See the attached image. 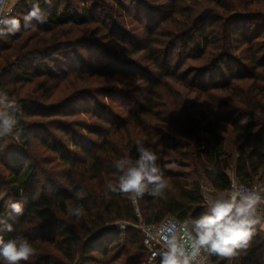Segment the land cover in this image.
Here are the masks:
<instances>
[{
  "label": "trees",
  "instance_id": "obj_1",
  "mask_svg": "<svg viewBox=\"0 0 264 264\" xmlns=\"http://www.w3.org/2000/svg\"><path fill=\"white\" fill-rule=\"evenodd\" d=\"M33 5L46 22L26 24ZM127 17L139 32L125 30ZM0 69L19 138L0 147V219L13 226L0 237L28 239L21 264H144L136 208L146 223L186 225L207 205L201 182L170 164L193 165L219 191L233 168L249 186L264 181V0H20L0 33ZM168 80L196 93L190 107ZM137 141L158 157L160 195L111 190L116 162L139 158ZM117 222L131 225L124 238ZM211 259L264 264V236Z\"/></svg>",
  "mask_w": 264,
  "mask_h": 264
},
{
  "label": "clouds",
  "instance_id": "obj_2",
  "mask_svg": "<svg viewBox=\"0 0 264 264\" xmlns=\"http://www.w3.org/2000/svg\"><path fill=\"white\" fill-rule=\"evenodd\" d=\"M46 3L51 7L52 0H46ZM33 20L46 22L38 5H33L25 16L26 24ZM0 106V137H3L13 133L18 121L14 105L4 93H0ZM137 151L139 158L135 162L127 158L116 162L115 167L122 174L118 188L111 190L135 194L136 197H142L145 193L160 195L167 184L157 164V155L140 141H137ZM84 195L83 192L77 193L80 198ZM10 208L16 214H23L24 208L20 202H12ZM70 211L77 218L83 215L81 207ZM185 223L191 226V231H186L191 251H187L173 237L168 241V250L162 253L161 264H192L201 250L223 258L235 257L238 250L248 247L258 228L264 231V194L243 187L234 189L227 195L209 199L204 212ZM0 231L11 232L13 226L0 219ZM33 252L30 242L23 236L7 241L0 237V260L3 264H21L28 261Z\"/></svg>",
  "mask_w": 264,
  "mask_h": 264
},
{
  "label": "built area",
  "instance_id": "obj_3",
  "mask_svg": "<svg viewBox=\"0 0 264 264\" xmlns=\"http://www.w3.org/2000/svg\"><path fill=\"white\" fill-rule=\"evenodd\" d=\"M11 0H0V33L3 30L8 17L13 13L14 5H10ZM13 4V3H12ZM243 187L249 191H258L264 194L263 190L256 186H249L242 183L237 179L236 176L231 177V184L228 190L212 192L207 189V187H202V194L205 202L209 199H213L218 195H227L234 189ZM137 216L139 221L133 226L140 230L143 234L144 246L149 251V256L144 264H161L162 253L168 250V241L175 237L178 244H183L187 251H191L188 238L186 236V231L190 232V228L184 223L180 222L173 216H166L163 220L156 224H149L143 221L142 216L136 208ZM129 226L127 222H117L115 227L119 231H126ZM192 264H214L211 259V254L201 250L199 255L196 256Z\"/></svg>",
  "mask_w": 264,
  "mask_h": 264
},
{
  "label": "rangeland",
  "instance_id": "obj_4",
  "mask_svg": "<svg viewBox=\"0 0 264 264\" xmlns=\"http://www.w3.org/2000/svg\"><path fill=\"white\" fill-rule=\"evenodd\" d=\"M20 0H14L13 2H11L10 1V5L12 6V5H14V7H16V5H17V3L19 2ZM12 3H14V4H12ZM155 3V2H154ZM29 7V6H28ZM32 8V6L31 7H29V9H27V11H26V14L24 15V17L28 14V12L30 11V9ZM26 8H23V10H25ZM120 21H122L121 20V18H120ZM127 21H128V23H122L123 24V26L125 27V30L126 31H128V32H131V31H138L139 32V30H134L135 29V27H139V25L137 24V23H135V22H133V20L131 19V18H128L127 17ZM122 30H119V32H121ZM109 45H112V46H114V47H117L119 44H118V42H114L113 41V39H111V40H109ZM58 54H59V52H58ZM57 54V55H58ZM119 55L120 56H125V55H121V53H119ZM32 61H34V63L35 64H38L39 63V61H40V58H38V57H34L33 59H32ZM91 61L94 63V64H97L98 62H97V60L95 59V57H92L91 58ZM1 72H2V69H0V74H1ZM87 78H85V80H86ZM104 78H102V80H103ZM100 80V79H99ZM105 80V79H104ZM168 84H169V86L175 91V92H177V93H179V94H181L182 96H183V98H184V101H185V103H186V105H187V107H190L191 106V104H192V102L194 101V99L196 98V93L195 92H192V91H190L189 89H187L186 87H184V86H182V85H180V84H177V83H175L174 81H172V80H168ZM96 85H98V83L96 82ZM10 101V100H9ZM105 101H106V103L107 104H109L112 100H111V98H109V97H106L105 98ZM12 104H14V103H12ZM0 108H2V106H0ZM121 110V108H119V111ZM82 114H84V113H82ZM84 117H86V121H89V118H88V116H86V114H84L83 115ZM226 137H227V140L228 141H230V146L232 145L231 144V139H230V135H226ZM18 140H19V138H18V136H14L13 135V133L12 134H10V135H6V136H3V137H0V147L1 146H6V145H9L10 143L12 144H14V143H17L18 142ZM233 144H235V143H233ZM1 158V157H0ZM0 162H1V159H0ZM183 164V165H182ZM169 167H173V169H175V171H176V173H178V175H180V176H185V177H187V176H190V177H193V178H191L189 181H192L193 179L195 180L196 178H195V176H192V174H191V170H189V169H192V167H193V165L192 166H190V167H188V164H186L185 162H182L181 164L179 163V162H176V163H174V164H170L169 165ZM193 171V170H192ZM195 175V174H194ZM7 190H6V188L3 190V194L6 192ZM121 237L122 238H124V236L126 235V233H125V231H121Z\"/></svg>",
  "mask_w": 264,
  "mask_h": 264
},
{
  "label": "crops",
  "instance_id": "obj_5",
  "mask_svg": "<svg viewBox=\"0 0 264 264\" xmlns=\"http://www.w3.org/2000/svg\"><path fill=\"white\" fill-rule=\"evenodd\" d=\"M14 0H11V2H13ZM16 1V0H15ZM14 4V3H13ZM229 135V134H228ZM230 139L231 140H235L234 139V137L233 136H230ZM230 141H228V143H229ZM236 144V143H235ZM235 144H233V145H231V146H228V149L229 150H234L233 149V147L235 146ZM180 164L182 163L181 161L179 162ZM187 164V163H186ZM183 165V164H182ZM190 166H192V165H190V164H188V167H190ZM170 169H172V170H174L175 171V169H173V167H169ZM189 170H191V174H192V176H195V180H199L200 182H201V184H202V187H207V189H209V190H211L212 192H216L217 190L212 186V184L209 182V180L208 179H206L205 177H199V176H197V174L195 173V171H194V168L192 167V169H189ZM193 170V171H192ZM176 172V171H175ZM195 174V175H194ZM231 177L233 176H236L235 175V170H234V168L232 169V171H231ZM183 177H185V176H183ZM186 179H188V180H190L191 178H193V177H190V176H187V177H185ZM194 179L192 180V181H195ZM254 186H256V187H258L259 189H261V190H263V192H264V181H262V180H256L255 181V183L253 184ZM257 232L258 233H260L261 235H263L264 236V231H262V230H259V228L257 229Z\"/></svg>",
  "mask_w": 264,
  "mask_h": 264
}]
</instances>
